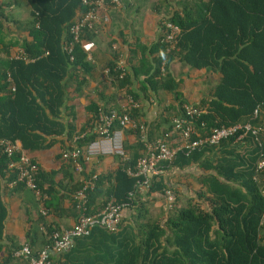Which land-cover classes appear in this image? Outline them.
I'll list each match as a JSON object with an SVG mask.
<instances>
[{"label":"trees","instance_id":"obj_1","mask_svg":"<svg viewBox=\"0 0 264 264\" xmlns=\"http://www.w3.org/2000/svg\"><path fill=\"white\" fill-rule=\"evenodd\" d=\"M7 2L16 6L23 4L28 17L17 20L12 13H7L14 7L8 3L0 4V137L19 141L34 161L35 152L50 148L58 140L64 151L73 147L75 136L83 134L75 145L86 147L96 137L86 131L96 122L99 109L126 112L134 120L146 124L149 141L169 134V143L173 145L176 133L172 132V126L164 127L172 121L170 112L163 110L156 121L147 123L141 117L139 95L132 85L138 82L141 73L153 91L159 87L170 92L175 77L169 64L175 60L193 69L214 68L220 73V80L210 97L192 104L206 109L199 119L192 120L200 135L209 134L214 128L246 122L257 126L264 119V0H196L195 3L194 0H152V10L159 17L158 37L150 46L138 43L140 62L135 66L126 62L131 73L128 71L123 77L114 70L118 49L112 51L113 58L100 69L87 58L88 53L83 47L87 41L98 39L112 49L113 42L108 41L103 27L83 30L79 42L74 45L73 61L64 51L69 25L86 10L82 0ZM7 7L11 9L7 10ZM164 19L180 28L176 48L170 53H165V45L160 42ZM16 48L22 49L31 61L10 59ZM147 51L156 53L150 63L145 58ZM105 68H109L107 75L103 71ZM97 70L101 79L93 90L96 96L90 97L85 107L86 118L78 126L74 102L70 105L68 102H71L72 93L82 94L90 80H97ZM109 80L122 91L124 107L108 105L105 91L109 88ZM145 83L141 84L140 92L146 98ZM129 98L138 107L131 106ZM183 103L173 117L181 115ZM256 107L259 111L254 116ZM119 127L115 123L112 129ZM123 133L125 139L130 136L134 140L124 139L128 160L117 158L115 168L100 173L95 188L88 193L87 214L99 212L110 198H115L117 202H129V207L136 213V223L124 224L122 218L117 233L94 228L88 236L76 239L72 248L63 252L66 262L264 264V168H257L259 160L264 162V138H260L261 147L250 135L238 144H233V137L222 140L218 146L233 147L224 151L215 162L207 156L218 146L205 145L188 155L180 152L172 163H162L163 168L181 172L182 185L189 188L196 182L199 190L189 188V196H184L162 173L151 179L145 200L137 198L139 191L128 200V193L134 190L138 178L129 176L126 171H136V162L144 156L145 148L137 131L123 128ZM241 144L247 149L238 151ZM62 151L58 154L60 158ZM63 160V167L73 171L71 160ZM193 165L199 166V174L192 172ZM4 175L8 177L7 181H12L6 155L0 151V178ZM46 178L41 169L36 173L40 191L53 198L55 183L47 182ZM1 190L0 183V241L7 215ZM75 190L67 193L74 207ZM166 190L173 193L174 201L170 205L163 202L162 213L151 219L149 203L166 201ZM181 197L185 199L184 205L178 202ZM43 207L47 209L45 202ZM142 220L145 222L140 223ZM54 231L57 230L48 231L49 239L43 248L51 249ZM13 251L5 260L0 257V264L18 259L13 257ZM49 256L52 259L50 251Z\"/></svg>","mask_w":264,"mask_h":264},{"label":"crops","instance_id":"obj_2","mask_svg":"<svg viewBox=\"0 0 264 264\" xmlns=\"http://www.w3.org/2000/svg\"><path fill=\"white\" fill-rule=\"evenodd\" d=\"M7 1L8 0H0V4L8 3V5H10V2ZM137 1L138 0H122L123 5L121 8H110V21L104 28L109 37L108 41L112 40L113 46H115L119 52L123 53L125 61L134 66L140 62L141 58L140 52L138 51V43L150 46L151 43L156 41L159 33L158 15L153 10H150L149 7H145V3H143L142 12H144V16L142 20H139L137 13L140 9L137 11L139 7L137 6ZM140 2L142 3L145 1L141 0ZM195 2L196 0H194V3ZM10 6L13 8L16 4L13 3ZM10 9L7 7V10ZM111 15L117 18L118 24H116L115 27L111 25V23L114 22ZM27 17L28 12L24 10L21 19L26 20ZM135 20L139 27L138 32H140V38L137 37V33H135L133 29ZM129 22L130 24H128ZM93 41L94 44L90 50L91 62L100 69L113 58L112 51H114V49L113 46L112 49H110L106 42H102L98 39H94ZM133 54L135 57H133ZM155 55L156 53L147 51L145 58L148 60V63H150V61L152 62ZM169 70L175 77V85L170 92H166L159 87L153 91L146 85L144 76L141 73L138 76V82H134L132 85V89L139 95L141 117L147 123L156 121L163 110L170 112L171 115L169 119L172 120L181 102L199 104L203 99L210 97L214 87L220 80V73L217 69L206 68L197 70L183 65L178 60L169 64ZM128 71L131 73L130 68H128ZM99 72L100 71L97 70L95 74L97 80H90L87 88L84 89L82 94H71L72 99L71 102H68V105H70L72 101L74 102L73 110L76 113V122L78 126H80L86 118L85 107L89 104L90 97L95 98L96 96L93 90L97 86L98 80L101 79ZM109 82V88L105 91L108 105L111 104L113 106V104H115L116 106H120V108L124 107L125 99L122 97V91L117 89L116 85L111 84V80H109ZM143 83H145L143 87L146 91V98L140 92V87ZM75 96L76 100L74 99ZM102 104H104V102H102ZM170 126L171 121L164 125L165 129ZM61 139H63V137H61L60 140ZM127 139L129 142L134 141L130 136H126L125 141ZM233 144L238 143L233 142ZM232 147L233 145L215 147L214 150L206 156L211 161L215 162L224 151ZM246 149L247 147L241 144L238 151ZM61 151L60 141L58 140L50 146V148L39 150L34 154V158L40 166V169L48 178L51 177V179L46 178L47 182L53 181V184L55 183L54 188L56 191L54 197L52 198L46 194L47 199L44 202L47 204V212L45 214L40 213V205L36 202L33 193L29 189L24 186L10 185L6 175L0 178L2 187L1 200L7 210V215L3 224L2 239L0 241V257L2 260H5L4 258H7L13 250L21 248L24 244H28L33 251L38 253L44 249L45 242L49 239L48 231H50V229L62 231L74 225L77 211L71 199L67 198V193L75 188L77 190L80 187L82 175L75 172L74 169L72 171V169L69 170L63 167L65 165L64 160L58 155ZM117 158L118 157L113 156L93 157L90 162L85 165L84 172L85 174L97 173L99 175L100 173H105L118 165ZM191 170L195 174L200 173V168L197 165H193ZM173 174L175 175L173 176ZM180 174L181 172L175 171L172 168L164 171L165 179H169V184H171L174 189L181 192L182 195L189 196V188L192 190H199V185L196 182H192L193 186L189 188L182 185L183 182L180 181L182 179ZM145 194L146 191L141 190L137 198L141 197L145 200L147 197ZM155 203H157V201L150 202L148 207L155 205ZM134 214L136 213L132 207L125 209L123 212L124 224L135 225ZM82 245V248L85 249V244L83 243ZM50 255L54 263L69 264L65 261L63 252L50 250ZM9 264H26V262L20 259H9Z\"/></svg>","mask_w":264,"mask_h":264},{"label":"built area","instance_id":"obj_3","mask_svg":"<svg viewBox=\"0 0 264 264\" xmlns=\"http://www.w3.org/2000/svg\"><path fill=\"white\" fill-rule=\"evenodd\" d=\"M82 5L86 10L74 20L68 27V39L63 43L64 51L69 55V60L73 61L74 45L79 42L80 35L85 29H94L96 27L105 28L110 21V8L119 9L122 7V0H82ZM164 32L161 34L160 42L165 45V53H170L176 48V38L180 32L178 25L168 20L161 22ZM83 47L87 51V58L91 60L90 50L93 47L92 42L87 41ZM116 51L117 48L113 46ZM10 59H23L31 61L26 57L24 51L20 48L14 50ZM164 65V62L162 63ZM114 70L119 72L123 77L128 72V67L123 53L119 52L116 57ZM104 74L109 73V68H105ZM163 71V68H162ZM10 81V77H8ZM14 91V86L11 87ZM131 106L138 107V104L129 98ZM181 115L172 118V132L176 133V140L173 145L169 143L171 135L165 134L164 137L154 141L147 138V126L140 123L126 112H117L109 110L104 112L98 110V116L95 123L86 131L94 133L95 139L84 148L75 145V142L83 137V134L74 137V145L71 149L62 151V158L70 159L72 166L78 174L82 175L80 187L75 190L73 199L77 217L71 228L54 231L52 234V247L44 248L34 254L28 244L21 248L15 249L12 253L14 258L22 259L26 264H55L49 256V251L65 252L72 248L76 239L88 236L90 232L101 227L110 233H117L120 230V224L123 218V212L130 205L129 202H117L115 198H110L106 205L97 213L87 214L88 193L95 188L99 174H85V165L93 157L114 156L122 161L128 160V155L124 147L123 128H128L138 132L139 138L144 142V156L136 162V171L128 169L126 172L131 177H137L138 180L134 185V190L128 193V200L134 198L137 191L149 190L151 179L164 173L162 163H172L177 154L180 152L186 155L194 150H198L205 145L218 146L222 140L234 138V143L244 141L249 135L261 147L260 138H264V119L257 126H252L249 122L234 124L227 127L214 128L211 133L200 135L192 120H197L206 113V109L194 106L188 102L181 105ZM259 107L254 110V116H257ZM118 123L119 128L112 129V126ZM204 123L201 122V126ZM0 151L6 155L7 170L13 174L10 185L21 184L29 189L40 205V213L45 214L47 211L43 207L47 195L42 193L36 182V173L40 166L34 161L23 149L19 141H12L0 137ZM257 168L263 169L264 162L259 160ZM175 197L169 190L165 191V200L170 205Z\"/></svg>","mask_w":264,"mask_h":264},{"label":"rangeland","instance_id":"obj_4","mask_svg":"<svg viewBox=\"0 0 264 264\" xmlns=\"http://www.w3.org/2000/svg\"><path fill=\"white\" fill-rule=\"evenodd\" d=\"M141 0H138L137 1V3H138V5L137 6H139L138 7V9H137V11L140 9V11L137 13V17H138V19L139 20H142L143 19V16H144V12H142V9H143V3H145L144 5H145V7H149V9L150 10H152V6H153V3H152V0H144L145 2H140ZM24 10H25V7L23 6V4L21 5V6H15L12 10H11V12L10 11H8L7 13H12L13 15H14V18L15 19H17V20H22L21 19V16H22V14L24 13ZM136 10V9H135ZM112 16V19H113V23H111V25L113 26V27H115V25L116 24H118V22H117V18H116V16H114V15H111ZM128 21H130V20H128ZM123 22V21H122ZM132 22V21H131ZM124 23V22H123ZM128 24H130V22L128 23ZM127 24V25H128ZM133 29H134V32L135 33H137V37H139L140 38V32H138L139 31V27L137 26V22H136V20L134 21V26H133ZM14 29L12 28V30L11 31H13ZM141 30V29H140ZM12 33H14V31L12 32ZM92 44H94V41H92ZM181 201H178L180 204H183L184 205V203H185V199L184 198H182L181 197V199H180ZM163 202H166V201H157V203H155V205H153V206H150V215H151V219H153V218H155V217H157L159 214H161L162 212V207H163ZM146 220V219H145ZM145 220H142V221H139L140 223H144L145 222Z\"/></svg>","mask_w":264,"mask_h":264}]
</instances>
